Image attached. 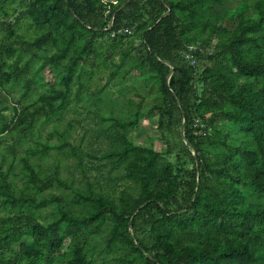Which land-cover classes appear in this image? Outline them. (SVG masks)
Instances as JSON below:
<instances>
[{
    "label": "trees",
    "instance_id": "obj_1",
    "mask_svg": "<svg viewBox=\"0 0 264 264\" xmlns=\"http://www.w3.org/2000/svg\"><path fill=\"white\" fill-rule=\"evenodd\" d=\"M14 1L0 0L6 16ZM229 5L29 0L25 16L37 35L27 40L7 26L0 88L24 78L27 96L34 81L25 78L31 60L23 59L47 47L55 52L41 68L54 66L60 84L33 106H15L10 122L0 109V136L17 135L20 146L39 119L46 124L80 101L120 49V65L131 63L144 75L154 97L147 110L145 99L132 102L133 117L106 130L108 171L133 184L118 197L96 193L87 183L76 191L75 208L58 198L41 201L37 193L60 178H42L24 158L26 180L17 189L18 180L0 163V211L7 213L0 217V264H96V254L105 253L116 264H264V0ZM129 37L140 44L124 48ZM106 38L113 53L108 57L101 42ZM4 99L0 92V106ZM155 112L166 143L161 152L127 137L140 115ZM49 149L43 144L39 152ZM53 203L58 215L44 224L37 211ZM105 230L98 248L92 239Z\"/></svg>",
    "mask_w": 264,
    "mask_h": 264
},
{
    "label": "rangeland",
    "instance_id": "obj_2",
    "mask_svg": "<svg viewBox=\"0 0 264 264\" xmlns=\"http://www.w3.org/2000/svg\"><path fill=\"white\" fill-rule=\"evenodd\" d=\"M243 0H230V8L236 7ZM29 0H16L10 3L6 9L10 16L5 15V10H0V42L3 40L8 25H12L17 35L31 40L37 35V29L30 24L25 16ZM103 53L108 57L113 54L109 47L110 39L102 40ZM139 40L129 37L124 48L136 47ZM55 52L54 48L47 47L39 51L31 59V54L23 59V63L31 60V68L25 78L32 79L34 85L30 93L24 97V78L19 82L7 85V90L0 88V92L6 96L2 100L0 109L4 121L10 122L14 117L13 108L23 105H35L44 93H48L53 87L60 84V73L54 66L42 64ZM135 55V51H132ZM122 50L113 54L112 59L95 74L89 89L83 94L78 102L72 105L62 115L51 119L46 124L41 119L36 122L33 133L26 137L22 144H17V135L4 134L0 136V163L5 162L4 170H11V180L16 181V188L22 187L26 177L21 174L23 159L28 158L35 171L42 178H60L62 183L55 181L52 187L43 193H37L38 200L46 201L59 199L63 206H73L77 198V189L86 190V184L91 183L96 193L106 197H118L120 192L133 186V184L121 179L120 172L110 173V167L104 159V154L110 150V141L107 138L106 130L117 121H128L133 116L130 114L136 109L132 102H139L145 99L144 110L150 107L154 94L151 92L150 83L145 76L131 63L120 65ZM22 63V64H23ZM121 66V68L119 67ZM119 68L118 72L116 70ZM116 74L110 79L111 74ZM74 93L76 91L74 90ZM23 105H21V104ZM157 112L152 115H140L137 126L127 132V137L137 146L152 148L158 152L166 149V143L162 140L158 131ZM3 122L0 119V125ZM118 128V127H117ZM45 144L50 147L46 154L39 150ZM17 152H12L13 146ZM173 160V159H172ZM111 178V179H110ZM59 206L50 204L37 211L39 218L44 224L51 222L57 215ZM4 210L0 211V217L6 215ZM107 231L93 237L92 244L101 248ZM70 242L66 240L64 250ZM96 254V264H116L113 255ZM106 256V257H105ZM106 258V260H105ZM137 263V262H136ZM58 264H67L59 262Z\"/></svg>",
    "mask_w": 264,
    "mask_h": 264
},
{
    "label": "water",
    "instance_id": "obj_3",
    "mask_svg": "<svg viewBox=\"0 0 264 264\" xmlns=\"http://www.w3.org/2000/svg\"><path fill=\"white\" fill-rule=\"evenodd\" d=\"M183 131H184V127H183Z\"/></svg>",
    "mask_w": 264,
    "mask_h": 264
}]
</instances>
